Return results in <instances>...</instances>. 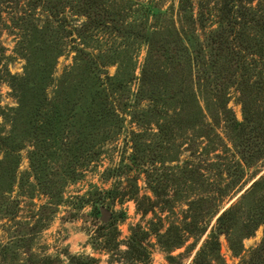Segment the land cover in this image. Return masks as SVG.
Returning a JSON list of instances; mask_svg holds the SVG:
<instances>
[{"label": "rangeland", "instance_id": "rangeland-1", "mask_svg": "<svg viewBox=\"0 0 264 264\" xmlns=\"http://www.w3.org/2000/svg\"><path fill=\"white\" fill-rule=\"evenodd\" d=\"M263 78L264 0H0V264H264Z\"/></svg>", "mask_w": 264, "mask_h": 264}, {"label": "trees", "instance_id": "trees-1", "mask_svg": "<svg viewBox=\"0 0 264 264\" xmlns=\"http://www.w3.org/2000/svg\"><path fill=\"white\" fill-rule=\"evenodd\" d=\"M230 1L234 3L236 0H230ZM230 8L232 9V7H230ZM219 23H220V29H221V26H222V29L219 30V32H217V33H219L218 35H219V37H221L223 32H224L223 25L227 24V21L221 20V21H219ZM246 48L247 47H243L242 49H246ZM260 83H262V84L264 83V78H263V80ZM226 215H228V211L223 212V214L220 216V220H222V218L224 216H226ZM132 246H133V243H131V247ZM260 250H264V235H263V239L260 242L259 247L257 249H254L253 251L257 252V251H260ZM201 257H202V254L198 253L196 255L194 261L192 262V264H203V262L201 260ZM90 261L91 260H80V259H77L76 257H72L71 261L69 262V264H91Z\"/></svg>", "mask_w": 264, "mask_h": 264}, {"label": "water", "instance_id": "water-1", "mask_svg": "<svg viewBox=\"0 0 264 264\" xmlns=\"http://www.w3.org/2000/svg\"><path fill=\"white\" fill-rule=\"evenodd\" d=\"M109 215H110V212L108 211V209L103 208L102 209L101 220L102 221H106Z\"/></svg>", "mask_w": 264, "mask_h": 264}]
</instances>
